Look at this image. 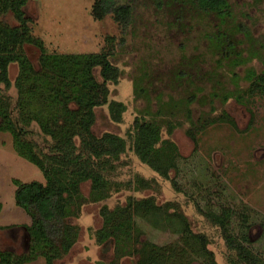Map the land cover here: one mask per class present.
<instances>
[{
  "label": "trees",
  "instance_id": "1",
  "mask_svg": "<svg viewBox=\"0 0 264 264\" xmlns=\"http://www.w3.org/2000/svg\"><path fill=\"white\" fill-rule=\"evenodd\" d=\"M29 1L0 0V133L11 135L15 152L41 170L45 183L15 180L16 205L31 219L26 227L30 249L18 254L0 248V264H27L40 256L46 264H64L60 261L80 236L73 220L84 205L96 203L103 204L102 226L95 232L103 259L114 248L115 264L126 257H137V264H197L200 259L204 264H219L209 249L208 236L194 231L186 215L171 211L173 204L160 205L153 196H129L113 208L106 202L117 192L155 187L153 180L139 175L118 181L125 155L132 153L159 177L170 180L172 173L181 172L183 157L176 143L164 138L166 133L171 136L188 125L186 134L198 145V135L210 126L228 123L237 128L227 112L215 115L216 103L225 105L235 98L244 105L247 98L264 96V71L248 70L246 89L234 81L239 77L236 69L247 62L259 59L264 66V37L255 38L249 26L253 16L245 10L248 2L258 5L262 0H96L93 17H111L120 27V39L107 37L104 49L96 53L42 50L38 66L24 49L26 44H37L24 11ZM8 14L17 26L4 19ZM160 35L171 42L169 50L172 44L177 46L178 57L152 63V57L142 55L133 87L135 100H142L145 108L124 136L98 134L94 130L97 109L108 107L109 119L116 125L123 123L128 109L111 99L110 85H118L124 74L118 65L120 52L141 48L142 42L147 46L146 41H156ZM12 64L18 65L14 85L9 74ZM229 75L234 76L229 79ZM13 86L14 102L5 94ZM34 126L43 137L44 149L31 139ZM88 183L85 196L82 189ZM174 187L190 196L220 231L237 256L234 264H264L248 246L251 221L244 210L238 214L228 205L202 206L204 195L212 192L204 184L192 196L176 180ZM159 214L178 223V241L159 246L140 236L137 218Z\"/></svg>",
  "mask_w": 264,
  "mask_h": 264
},
{
  "label": "rangeland",
  "instance_id": "2",
  "mask_svg": "<svg viewBox=\"0 0 264 264\" xmlns=\"http://www.w3.org/2000/svg\"><path fill=\"white\" fill-rule=\"evenodd\" d=\"M95 1H29L24 11L27 19L31 21L32 34L37 44H26L24 49L36 66H38L42 50L59 54L96 53L104 49L107 37L120 39V27L111 17L99 20L93 17L92 6ZM243 2L245 3V0ZM250 5L252 9H248ZM245 10L251 11L253 16L249 26L255 38L262 39L264 37V0L258 5H254L252 1L248 2ZM4 19L13 26L18 25L11 14ZM156 39V41H146L147 46L142 44L144 42L139 43L142 45L141 48L132 52L128 50L120 52L118 65L124 74L118 85H110L111 99L123 102L128 109L120 125L110 121L108 107L97 109L94 130L98 134L113 132L124 136L135 118L140 115V111L145 108L146 105L142 100H135L133 87V76L142 55L152 57L150 60L152 63H158L159 59L169 62L178 57L177 46L172 44L173 48L169 50L171 42L165 35H160ZM250 69H255L259 73L264 71L262 61L254 59L236 69L235 72L239 73V77L237 79L234 77V81L240 85L241 89L249 86L245 77ZM9 74L14 85L18 75L17 64L10 66ZM97 75L99 77V70ZM233 76L229 75V79ZM5 94L11 97L13 102L17 98L14 86L5 91ZM198 107L196 105L195 109ZM216 107L215 115H221L223 111L227 112L235 120L237 128L228 123L210 126L204 133L198 135V145L187 136L188 125L176 129L171 136L166 133L164 138L174 141L183 157L180 161L181 172L178 175L172 173L170 180L159 177L132 153L125 155L122 159L124 166L120 169L118 181H128L135 175H139L147 180H153L155 187L143 192L114 193L106 204L113 208L124 204L129 196L138 199L153 196L160 205L173 204L171 211L176 210L186 215L194 231L208 236L209 249L214 252L219 264H234L237 256L229 249L220 231L198 211L190 196L178 192L174 187L176 180L178 187L192 196L198 193L196 188L204 184L207 189H211L210 194L214 196L204 195L202 206L207 203L217 208L228 205L235 213L245 211L251 221L248 246L264 261V96L247 98L244 105L239 104L235 98H231L225 105L216 103ZM206 110H209V107ZM32 129L34 133L31 139L44 149L46 144L43 137L36 126ZM15 180L22 183L32 181L45 183L41 170L15 152L11 135L0 133V248L3 251L23 254L28 253L30 249V237L26 227L31 225V219L16 205ZM89 189V183L85 184L82 189L85 196H88ZM102 205V203H96L82 207L80 216L73 220V223L80 228L79 239L69 255L60 263L115 264L113 263L114 248L108 253L109 258L103 259L102 247L96 243L95 232L102 226L100 217ZM236 219H238L237 216ZM136 223L140 236L159 246L172 244L181 236V230L177 228L178 223L174 218H168L162 214L156 217L152 215L138 217ZM137 262V257H126L119 264H137ZM204 263L203 259L197 261V264ZM27 264H46V260L40 256Z\"/></svg>",
  "mask_w": 264,
  "mask_h": 264
}]
</instances>
